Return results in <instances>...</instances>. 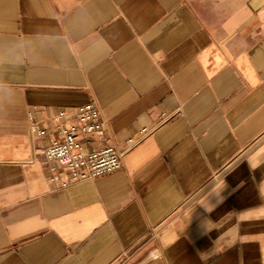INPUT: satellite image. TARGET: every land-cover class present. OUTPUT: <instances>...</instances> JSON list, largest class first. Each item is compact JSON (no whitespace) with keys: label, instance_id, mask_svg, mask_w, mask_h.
Masks as SVG:
<instances>
[{"label":"crops","instance_id":"obj_1","mask_svg":"<svg viewBox=\"0 0 264 264\" xmlns=\"http://www.w3.org/2000/svg\"><path fill=\"white\" fill-rule=\"evenodd\" d=\"M0 264H264V0H0Z\"/></svg>","mask_w":264,"mask_h":264},{"label":"built area","instance_id":"obj_2","mask_svg":"<svg viewBox=\"0 0 264 264\" xmlns=\"http://www.w3.org/2000/svg\"><path fill=\"white\" fill-rule=\"evenodd\" d=\"M64 113H60L61 117ZM77 126L59 128L61 140H53L44 150V158L54 162L59 168L67 170L69 181L62 182L63 186L84 180L95 179L121 168L122 152L114 146H103L86 151L85 145L94 140L100 141V113L95 104L88 103L77 109ZM31 131L37 135L44 132L33 125ZM131 144L132 142H128Z\"/></svg>","mask_w":264,"mask_h":264}]
</instances>
